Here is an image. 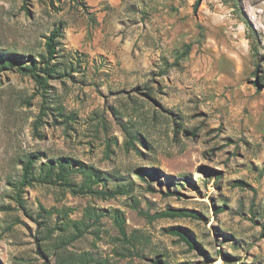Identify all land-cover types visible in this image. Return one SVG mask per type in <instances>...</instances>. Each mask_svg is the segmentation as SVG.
I'll return each instance as SVG.
<instances>
[{
    "label": "rangeland",
    "instance_id": "374dc122",
    "mask_svg": "<svg viewBox=\"0 0 264 264\" xmlns=\"http://www.w3.org/2000/svg\"><path fill=\"white\" fill-rule=\"evenodd\" d=\"M60 26L42 89L21 64L44 66ZM32 154L133 191L18 189ZM41 205L72 219L122 210L146 243L132 257L113 255L109 217L102 241L87 233L69 247L119 264H264V0H0V264H56L58 218ZM169 208L197 218H147Z\"/></svg>",
    "mask_w": 264,
    "mask_h": 264
},
{
    "label": "trees",
    "instance_id": "16d2710c",
    "mask_svg": "<svg viewBox=\"0 0 264 264\" xmlns=\"http://www.w3.org/2000/svg\"><path fill=\"white\" fill-rule=\"evenodd\" d=\"M62 30L63 28L60 26L54 29L48 37L46 43L48 58L44 66L38 67L35 62L30 66L21 64V69L30 73L42 89H46L48 84L47 78L40 74V72L46 76H52L57 73L54 66H51V63L57 55V40L61 37ZM14 62H16V59L13 60ZM39 160L38 154H32L24 161L22 178L15 184L18 189H21L24 185H34L37 183L61 187L62 190L76 197H99L105 200L130 195L133 191L130 186L118 185L110 188V179L108 177L104 176L95 167L78 160L62 157L48 160L38 166ZM138 207V202H135L134 208L137 209ZM40 209L43 216L52 218L56 215L58 218L48 242V249L55 255L56 264H119V260L116 261L113 256H97L92 251L77 252L69 249V247H72L76 241L83 238L87 233L94 235L95 244L98 241H102L103 235L106 233L102 222L105 217L111 219L114 228L118 232V236L114 237V239L119 244L114 248L113 255L120 257V259L130 258L134 254L131 247L146 245L144 236L140 231L128 232L125 213L120 209L107 211L90 206L84 209L81 219L70 218L73 212L71 208L46 209L41 205ZM180 217L197 218L189 210L181 208H169L154 216L147 215V218L151 220ZM168 232L179 236L189 246H194L192 240L181 229L171 228ZM155 263L168 264L167 262H162L159 258Z\"/></svg>",
    "mask_w": 264,
    "mask_h": 264
}]
</instances>
